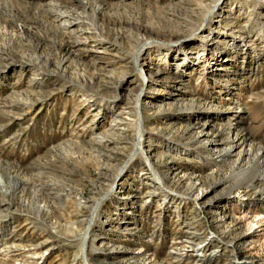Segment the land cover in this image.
I'll return each instance as SVG.
<instances>
[{
	"label": "rangeland",
	"instance_id": "1",
	"mask_svg": "<svg viewBox=\"0 0 264 264\" xmlns=\"http://www.w3.org/2000/svg\"><path fill=\"white\" fill-rule=\"evenodd\" d=\"M217 2L0 0V264H264V165L195 138L264 150V3Z\"/></svg>",
	"mask_w": 264,
	"mask_h": 264
},
{
	"label": "bare ground",
	"instance_id": "2",
	"mask_svg": "<svg viewBox=\"0 0 264 264\" xmlns=\"http://www.w3.org/2000/svg\"><path fill=\"white\" fill-rule=\"evenodd\" d=\"M229 0H218L217 4L214 6L213 8V11H216V10H221L224 8V6L227 4ZM79 2V1H78ZM264 3V0H250V3L248 5V9L249 8H252L254 11H256V9L258 7H260V5ZM78 4V3H77ZM83 3L80 1L79 2V5L80 6H83L82 5ZM247 12H250V11H247ZM256 21V20H255ZM207 22L204 21L203 25L201 27H199L198 29H196L195 31H192L191 34L189 35H185V36H182L181 39L178 41V43H171V47H177L179 45V43H182V42H187L189 40H192L193 38H196V34L201 31V30H206L208 27V24H206ZM253 25L250 24V25H245L244 27V31H242V35L239 38V42L240 43L241 41H246V42H251V41H248L250 38H252V35H253ZM67 29V28H66ZM228 36V35H227ZM216 42L218 41H212L210 40V43H209V40H208V43L209 45H214ZM236 43V42H235ZM252 45V44H251ZM200 51V49H194V50H191V51H188V52H185L184 53H179L180 56L182 57L181 59L178 60V63H171V65L173 66H177V67H180L182 66L184 63L188 62V60L190 59H193L195 55L198 54V52ZM144 63H141L140 62V56L138 55L137 58L135 59V68L140 72L142 73L143 75L144 74ZM145 83H146V77L144 76V78L141 80L140 84H138L137 86H134L133 87V90L136 92V95H135V99L133 101H135L134 104H136V107L138 108V105L140 103V100H141V97L144 96L145 92H146V86H145ZM132 89V88H131ZM126 98V97H125ZM129 98V97H128ZM131 99V98H130ZM128 102V101H127ZM131 102V101H129ZM128 105L129 103H126L125 102V108L124 109H127L128 108ZM188 105V104H187ZM131 107V106H129ZM120 109V108H119ZM121 108V110L115 112L113 114V119H114V123H116V127H119L123 124H126V123H129L131 122V119L129 118V116L132 118L131 116V112L129 113H126L124 112ZM112 110V109H111ZM133 113V112H132ZM245 113H247L245 110H241V109H238L236 110L235 108H232V109H229L228 111H226L225 113H223V116L225 118H231V117H234V116H244ZM128 115V116H126ZM134 115V114H133ZM137 116V115H136ZM137 118V117H136ZM201 128V127H200ZM118 129V128H117ZM122 130V129H121ZM197 131V130H196ZM238 137V136H237ZM196 139H198L199 141H202L204 139H210L209 140V144L213 147V151L215 152V154H219V157H223L226 153H235L237 155H239V158L245 161H248L250 160L251 161V164H254V163H257L259 165H264V150L262 149H259V150H256L255 151V154H253V158H252V153H253V150L248 148V149H240L242 147H240V144L241 143H238L239 141L237 139H234V140H231V145L229 147L228 145V148L227 149H222V150H217L216 147L218 145L217 141L216 140H212V135L210 134V132H208V130H206L204 127L197 133V136L195 137ZM216 138V137H215ZM214 138V139H215ZM236 138V137H235ZM138 139V142L136 143L137 144V147L139 149H141V140L142 138L139 136V138L137 137ZM207 144V143H206ZM221 144V143H219ZM208 147V146H207ZM219 149V148H218ZM211 150V151H212ZM212 151V152H213ZM142 156L145 157V159L149 162L150 164V168L147 169L146 173L145 174H150L153 176L154 179H157V180H160L161 181V184H163V181L157 176V174L154 173V170H152V163H151V159L149 157V152L148 151H145L143 150L142 151ZM229 156V155H228ZM132 157V156H131ZM218 157V156H217ZM227 157V156H226ZM249 161V162H250ZM244 163V161H243ZM264 167V166H263ZM125 168H122L121 171H120V174L123 173V171H125ZM244 171V170H243ZM158 182V181H157ZM157 185H159V183H156ZM1 187V186H0ZM161 187V186H160ZM252 187V186H251ZM162 188V187H161ZM1 189V188H0ZM156 189V188H154ZM11 191V190H10ZM0 193H3L2 190H0ZM253 196V195H252ZM253 200H257V201H261V202H264V188H261V189H256L255 190V193H254V197L252 198Z\"/></svg>",
	"mask_w": 264,
	"mask_h": 264
}]
</instances>
